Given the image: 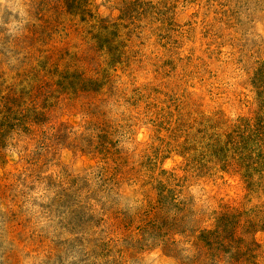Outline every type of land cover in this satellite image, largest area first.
<instances>
[{"label":"rangeland","instance_id":"374dc122","mask_svg":"<svg viewBox=\"0 0 264 264\" xmlns=\"http://www.w3.org/2000/svg\"><path fill=\"white\" fill-rule=\"evenodd\" d=\"M0 264H264V0H4Z\"/></svg>","mask_w":264,"mask_h":264},{"label":"clouds","instance_id":"9594fccd","mask_svg":"<svg viewBox=\"0 0 264 264\" xmlns=\"http://www.w3.org/2000/svg\"><path fill=\"white\" fill-rule=\"evenodd\" d=\"M4 2V0H0V4H2Z\"/></svg>","mask_w":264,"mask_h":264}]
</instances>
